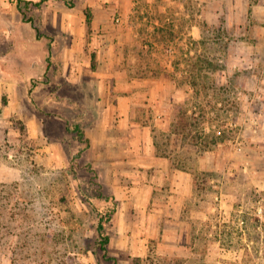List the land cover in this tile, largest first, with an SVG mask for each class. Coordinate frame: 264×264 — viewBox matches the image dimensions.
<instances>
[{"label":"rangeland","instance_id":"obj_1","mask_svg":"<svg viewBox=\"0 0 264 264\" xmlns=\"http://www.w3.org/2000/svg\"><path fill=\"white\" fill-rule=\"evenodd\" d=\"M15 1L50 57L21 115L0 106V264H264V81L236 59L246 35L222 7L97 0L88 25L85 0ZM72 62L77 84L60 73ZM105 113L125 128L102 132ZM154 146L189 173L180 212L173 178L160 189L146 168Z\"/></svg>","mask_w":264,"mask_h":264},{"label":"crops","instance_id":"obj_2","mask_svg":"<svg viewBox=\"0 0 264 264\" xmlns=\"http://www.w3.org/2000/svg\"><path fill=\"white\" fill-rule=\"evenodd\" d=\"M29 2L30 5H36L42 0H25ZM59 0H47L41 3L40 7H51ZM158 1V0H156ZM165 2H159L156 4L158 7H190V2L187 0H182L181 3H176L173 0H164ZM124 4L128 7H136V2L131 3V0H124ZM213 5L214 7H222L223 12L228 20V26L232 29H238L243 31L242 35H246L245 42H240L241 44L247 45L248 52L237 53L236 59L240 64L248 68V74L253 77H258V81L254 83L257 88L258 83H262L264 80V53L259 51L264 50V2L259 0H197L196 3H192L193 7H207V5ZM85 5L95 12V7H98L97 0H85ZM151 7L152 4H150ZM156 7V6H155ZM224 7V8H223ZM219 9V8H218ZM59 26L62 28L69 27L75 28L76 21H68L64 19L58 21ZM250 50L253 52L251 53ZM50 57L48 40L39 38L37 31L30 22L25 20V16L20 10V5L18 1L15 0H0V106L3 103V99L6 96L8 99L7 108L11 107L14 114L21 115V112L16 110V102L26 99V92L30 91L31 79L38 76H44L48 69V58ZM66 58L74 59V53L68 51L66 53ZM11 66L12 69L5 68L3 65ZM61 77L65 82L72 84H77L80 81V77L83 76L81 69L78 67L77 62H72L70 67L66 66L61 68ZM90 69H86L89 72ZM63 83V82H62ZM255 88H251L254 90ZM264 88V87H263ZM256 90V89H255ZM174 91L180 92L181 90L174 86ZM125 97V96H124ZM45 100H58L61 101L57 95L54 96L51 93L45 95ZM100 106L105 108L104 111H109L112 106L117 108L118 106L114 103H110L109 99L102 98L100 101ZM103 118L102 132L109 129L111 120L108 124L106 115ZM110 114V113H109ZM108 114V116H109ZM124 113H119L118 118H116L115 123L112 122V127H117L118 129L125 128L123 122L125 118H121ZM36 122L32 121V124ZM33 136V135H32ZM154 142V141H153ZM155 143V142H154ZM157 146V145H155ZM154 149L152 150L150 159L151 162L149 167L152 170L158 172L159 176V188L163 186V179L171 176L173 178L174 186V202L178 200V210L181 211L182 198L179 192V180L183 176L189 173L183 170L179 166L171 163V155L164 156L162 154H157ZM157 148V147H156ZM180 152V150L172 153V156ZM143 164V163H140ZM207 165H202L205 169ZM215 167L214 165L212 168ZM143 170L139 169L141 172ZM143 185V184H142ZM176 186V189H175ZM190 186L188 185V189ZM180 199V200H179ZM182 202V203H181ZM177 204V203H176ZM175 204V205H176ZM127 214V213H126ZM136 216V215H135ZM169 219V218H168ZM142 226V225H141Z\"/></svg>","mask_w":264,"mask_h":264},{"label":"trees","instance_id":"obj_3","mask_svg":"<svg viewBox=\"0 0 264 264\" xmlns=\"http://www.w3.org/2000/svg\"><path fill=\"white\" fill-rule=\"evenodd\" d=\"M45 1H47V0H42L37 5L40 6L41 3L45 2ZM87 16H88V19H87L88 20V25H91L92 24V20H93V13H92V10L90 8L88 9ZM183 112H184L183 114L185 116L186 112L184 111V109H183ZM183 124H184L183 125V128L180 127V130H181V131H179L180 133H175V134L182 135V134H185L187 132L186 130H187V128H188L189 125H188V123L187 124L186 123H183ZM81 136H82V133H81ZM164 156H170V154L169 155H164ZM113 213L114 212H111L109 214V216L107 217L106 221L107 220H111ZM98 232H99L100 237H101L100 245L102 246V250L107 251L108 250V244L110 242V238H109L108 235L106 236V234H105V224H104L103 217L100 219V223H99V227H98Z\"/></svg>","mask_w":264,"mask_h":264}]
</instances>
